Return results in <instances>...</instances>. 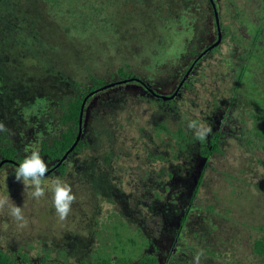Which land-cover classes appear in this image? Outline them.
Returning <instances> with one entry per match:
<instances>
[{
    "label": "rangeland",
    "instance_id": "rangeland-1",
    "mask_svg": "<svg viewBox=\"0 0 264 264\" xmlns=\"http://www.w3.org/2000/svg\"><path fill=\"white\" fill-rule=\"evenodd\" d=\"M15 1V12L24 8L37 26L20 22L25 32L16 34L19 41L10 31L0 35V122L8 129L0 137L25 158L33 149L40 151L41 141L58 128V115L48 116L44 107L64 97L66 102L63 93H96L82 115L86 150L65 159L62 176L56 171L46 176L64 180L76 196L65 221L55 213L47 184L45 197L36 200L15 181L13 165L0 170V193H9L27 221L20 229L9 210L0 209V250L10 256V264H61L58 256L64 254L70 264H136L138 259L151 262L157 253L159 264H194L198 253L200 264H263L253 247L264 235V153L249 113L264 112V24L254 53L240 59L226 41L201 55L217 38L213 9L205 0H81L68 18L58 12L61 0L52 4L55 14L43 2L38 7L36 0ZM216 1L221 38L228 26L235 37H250L240 42L249 48L264 0H234L230 10ZM249 19L253 24L238 25ZM197 55L189 86L179 89L173 104L151 95V90L173 95ZM72 78L73 85L61 80ZM131 79L142 83L121 82ZM220 95L235 107L220 128L221 152L207 162L192 205L197 215L172 245L166 235L181 217L172 212L189 181L186 171H193L189 176L195 183L202 161L190 150L186 159L177 139L159 125L171 130L181 124L184 130L195 118L211 127L208 142L217 129L211 119L223 122L225 110H215L222 109ZM185 111L192 113L187 121L173 122ZM188 130L191 147H198L195 131ZM242 138L252 141L250 150ZM5 144L0 141V147ZM45 163L49 170L55 161ZM172 165L176 168L158 174Z\"/></svg>",
    "mask_w": 264,
    "mask_h": 264
},
{
    "label": "trees",
    "instance_id": "trees-1",
    "mask_svg": "<svg viewBox=\"0 0 264 264\" xmlns=\"http://www.w3.org/2000/svg\"><path fill=\"white\" fill-rule=\"evenodd\" d=\"M3 1L4 0H0V35L3 34L5 36L10 31L11 33L13 32L16 40L19 41L16 34L18 33V36H19V33L22 34V32H25L24 26L20 25V22H25L26 25H30V26L31 25L37 26V24L33 18L27 17V15L24 13L25 12L24 8L22 9V11H23L25 16H21L22 11L21 12H15V9H16V1L15 0H13L14 2L12 1L11 4L9 6H7L6 8L2 6ZM36 1L38 2V4H37L38 7L39 6L42 7V5L40 3L43 2L47 6V8L50 9L49 14L50 13L51 14L56 13V11L55 12L53 11V7H52V4H54L55 0H36ZM61 1H63L62 3H63L64 7L57 8L58 12L64 18H68L69 15L71 14L70 9H75L76 7L73 8V5L74 6L78 5L81 0H61ZM204 3L210 9H213L215 4L218 5L216 0H213L214 4L213 3L210 4L209 0H205ZM223 3H224V6H226L228 10H230L229 5L233 8L235 7V1L234 0H228V2H227V0H223ZM22 4L23 5L25 4L24 0H22ZM56 4H58V3H56ZM233 8H232V11H235V10H233ZM30 9L32 11L35 9L34 12L37 10V8H33V9L30 8ZM215 9H216V7H215ZM38 12H39V8H38L37 13ZM216 12H217V10H216ZM238 12H240V11H238ZM238 15H240V14H238ZM235 22L237 24V21H235ZM59 23L65 25L66 22L61 18V20H59ZM246 24L251 25L253 23L250 22V19L248 21H239L238 22V25H244L245 27H246ZM261 24H264V13L262 14V17H261V15L259 16V26H252L255 29V31H254V35L252 36L253 41H251L249 48L245 45L240 46V42L241 41H248V40H250V37L243 39L241 34H239V36L235 37L233 35V33L229 32L227 30L228 26L223 27L224 32H226V34L221 38L219 45L222 44L223 41H226L224 43L228 42L230 49H233V53L235 52V54L238 55V58L243 59V57H245L244 59H248V58H250L251 54L254 53L255 46L258 45L260 34H261V31H260ZM221 27L222 26L220 25V28ZM245 32L247 33L246 29H245ZM19 38L22 40L24 39L23 36L19 37ZM236 38H238V39L236 40ZM1 40H2V38L0 37V43H2ZM191 55H193V53ZM235 61L237 63H239V59L238 60L233 59L232 63L234 64ZM194 65H195V62L193 61L191 68L189 67L190 70H189L188 76L182 82L181 86L179 88L178 87L176 88L175 91L177 93L183 85L185 87L189 86V82L186 84V80L188 79L191 71L193 70ZM188 69H187V71H188ZM4 71H6V68L4 69ZM239 73H241V71ZM237 78H239V76ZM182 79H181V81H182ZM61 80L63 81V84L67 83V84L73 85L72 84L73 78L71 80H63V79H61ZM130 81H136L140 84L142 83L140 80H130ZM95 82H99V81H95ZM69 90L72 91L71 89H69ZM98 91H99V89H98ZM151 91H149L151 93V95L160 98L158 95H154L152 93L154 91H152V92ZM95 93H96V91H95ZM79 94H81V93L80 92H76V93L73 92V93H69V94L63 93V95L66 96V102H65V97H64L61 101H55L54 103H52V105H48L49 107L46 106L47 108L44 107V105L41 103V105L44 107V110H46V114L48 116L58 115V117H59V119L57 121L58 128H55L54 135L51 137H48V139L41 141V149L39 151L41 157L44 158L45 161H55L54 165L57 163L56 161L61 159V157L65 154V152L71 147V145L74 143L75 138L77 136L80 105L82 103L83 98L86 96V95H82L80 97ZM176 94L173 96V98L176 96ZM69 95L72 97L70 100L67 97ZM72 95H74V96H72ZM224 95H226V94H224ZM89 97H91V96H89ZM173 98L167 99L165 101H167L168 104L171 105V104H173V100H172ZM59 99H61V98H59ZM160 99H162V98H160ZM162 100H164V99H162ZM219 100H222V103H221L222 109H219V107H217V108H215V110L216 111L221 110V114H222V111L225 110V112L223 114V119H222L223 122L220 125H218V124H216V121H217L216 119H213V120L211 119V121H213V122L212 123L209 122V123L213 124L214 125L213 127L216 126L217 129H215L213 131L212 137L210 138V140L208 142H205L204 139L200 140L197 137H195L196 139L199 140L198 147H195V146L191 147L193 140L190 138V135H189L190 131L188 130V127H184L185 129L183 130L182 125L180 124L179 126L175 127L174 129L171 128V130H169L166 127L167 126L166 124H164V125L160 124L159 125L160 129L162 130L161 132L167 133L170 131L169 134L173 135L177 139V143L180 144V147L178 149L180 152H182V155L184 154L186 159H190V156H189L190 153H188V151L190 150L191 152L195 153L196 158L198 156L199 159L202 161L201 170L195 179L196 182L193 184H192L193 180L190 179V176H192V178L194 177L193 173H192L193 171H189L190 169H187L186 173H187V178L189 181L187 182V184H183L184 187L181 190V195H183L181 203H179V205H177L176 208L174 209V211L172 212L174 214L177 213V214L181 215L180 220H179L181 225L188 222L191 217L197 215V213L193 209L192 205H194V199H195L196 194L198 192V189L202 183L203 174H204L205 169L207 168V162L210 161V159L213 157L214 154L221 152L220 142L223 141V135H222V133H220V128L224 127L223 123L225 125L228 124V122L231 119L229 113H230L231 109L235 108L233 106H230V105L228 106L226 104L227 101L229 102L227 96H226V99H224L223 95H220ZM218 104H220V103H218ZM198 106H199V104L195 103V111L198 110ZM211 109L212 108H209V111H211ZM213 112L214 111L210 112V115H213ZM188 114H192V113L189 111H185V112L181 113L178 118L174 119L173 122H177V120H180V119H182V122L187 121ZM249 116L253 119L252 120L253 125L251 127L253 135L257 140L260 141L259 147H260L261 151L264 153V112L257 110L255 112H250ZM220 119H221V117H220ZM193 120L197 121V119H195V118ZM173 122H171V123L173 124ZM50 125H52V124H50ZM82 132H81V136H80V139H79L76 147L74 148V150L71 153L68 154V156L66 157V160H68L72 156H76L78 153H82L86 150V147L88 146V144L84 140L85 134H83ZM0 141L2 143H4V142L6 143L4 146L0 147V153L2 155V159L0 161H2V160H13L15 163H17V165H19L23 161L24 157L18 152V150H15L11 146H9V142L7 143L3 137H0ZM242 141L245 143L247 150H250L249 148H251V146H252L251 145L252 141L249 139L246 140L244 138H242ZM186 150H188L187 153H186ZM72 159H73V157H72ZM82 159L84 160V158H82ZM74 160H71V163H73ZM94 160L99 163L98 168H101L100 167L101 165H100V162L98 161V159L94 158ZM64 161L56 168V170L60 176H62V174L64 173V168H65V162ZM7 165H13V164L4 163L0 167V170L4 166H7ZM13 166L17 167L15 165H13ZM173 168H176V166L172 165L167 169L159 170L158 174L162 175L163 172L167 173L168 171H171ZM80 169H82V168H80ZM166 179L170 180V181H175L174 178L166 177ZM166 183H169V181ZM188 184L192 185V188L190 186H188ZM185 190H187V193H188L186 196H185L186 193L184 192ZM253 249L255 252V256L258 257L259 261L264 264V235H261L258 240L254 241ZM9 257L10 256L5 254V252H2L0 250V264H10L11 260ZM150 263H152V264L156 263V260L152 259ZM186 263L193 264L190 261H186Z\"/></svg>",
    "mask_w": 264,
    "mask_h": 264
},
{
    "label": "clouds",
    "instance_id": "clouds-1",
    "mask_svg": "<svg viewBox=\"0 0 264 264\" xmlns=\"http://www.w3.org/2000/svg\"><path fill=\"white\" fill-rule=\"evenodd\" d=\"M187 127L195 131L198 139L203 140L211 133V127L199 124L192 120ZM8 131L5 125L0 122V132ZM48 165L41 157L39 149H33L29 155H26L23 161L15 167L13 174L16 182H21L24 186V194L33 199L39 200L50 193L52 206L60 221H65L71 211V206L76 200L72 187L59 177L47 179ZM7 180V175H6ZM7 208L8 215L16 222L17 227L22 229L26 226V218L23 209L17 206L9 196V193H0V209ZM201 253L194 257V264H200Z\"/></svg>",
    "mask_w": 264,
    "mask_h": 264
},
{
    "label": "water",
    "instance_id": "water-1",
    "mask_svg": "<svg viewBox=\"0 0 264 264\" xmlns=\"http://www.w3.org/2000/svg\"><path fill=\"white\" fill-rule=\"evenodd\" d=\"M211 1V0H210ZM213 12H214V19H215V25H216V30H217V38H216V40H215V42L214 43H212L210 46H208L202 53H201V55H203L205 52H207L208 50H212L214 47H216L219 43H220V41H221V33H220V27H219V21H218V15H217V12H216V9L213 7ZM201 55H199V57L201 56ZM191 68V67H190ZM190 68L188 69V71L185 73V75H184V77H183V79H182V81L180 82V84H179V86H178V88L181 86V84H182V82L186 79V77L188 76V73H189V70H190ZM131 80H136V79H131ZM127 81H130V80H124V81H121L122 83H124V82H127ZM120 82V83H121ZM112 85H114V83L113 84H111V85H106V86H104V87H102L101 89H104V88H106L107 86H112ZM95 93V91H93V92H90L88 95H86L84 98H83V100H82V103H81V105H80V110H79V118H78V133H77V136H76V138H75V141H74V143L71 145V147L65 152V154L61 157V159H59L58 161H57V163L52 167V169H50V170H48V173H50L53 169H56L65 159H66V157L68 156V154L69 153H71L73 150H74V148L76 147V145H77V143H78V141H79V139H80V136H81V127H82V115H83V110H84V106H85V103H86V100L88 99V97L89 96H92L93 94ZM154 95H157V94H155L154 92H152ZM177 92L175 91L174 93H173V95H171V96H169V97H166V96H160V95H158L160 98H162V99H164V100H167V99H171V98H173V96L176 94ZM4 163H10V164H13V165H15V166H18L17 165V163H15V162H13V161H11V160H2V161H0V167L4 164ZM47 173V174H48Z\"/></svg>",
    "mask_w": 264,
    "mask_h": 264
},
{
    "label": "flooded vegetation",
    "instance_id": "flooded-vegetation-1",
    "mask_svg": "<svg viewBox=\"0 0 264 264\" xmlns=\"http://www.w3.org/2000/svg\"><path fill=\"white\" fill-rule=\"evenodd\" d=\"M210 1V0H209ZM213 3V0H211L210 1V4H212ZM214 4V3H213ZM214 8H215V6H214ZM213 14H214V12H213ZM215 33H216V37H217V30H216V25H215ZM214 42V41H213ZM212 42V43H213ZM211 45V44H210ZM210 45H208V46H210ZM207 46V47H208ZM206 47V48H207ZM205 48V49H206ZM208 51H210V50H208ZM207 51V52H208ZM206 53V52H205ZM201 57V56H200ZM199 55H197L196 57H195V59H192V62L194 61L195 63L199 60ZM192 65V64H191ZM187 71V70H186ZM185 74V73H184ZM50 170V169H49ZM57 172V170L56 169H53L50 173H48V174H46V176H48V175H51V173L52 172ZM186 224V223H185ZM185 224H183V225H181L180 224V221L178 222V224L176 225V224H174V226H172L171 227V225H170V229H171V231L166 235V237H170V239L169 240H171V238H172V240H171V242H172V245H173V243H174V241L175 242H178L179 241V239L181 238V236H182V229H183V226L185 225ZM176 225V226H175ZM173 229V230H172ZM171 245V246H172ZM156 249H158L159 251L161 250V248H156ZM153 250V249H152ZM152 255H154L155 256V254H153L152 253ZM168 255H169V253H168ZM65 257H66V254H64V256H58V261H59V263H68V264H70L69 263V261L68 260H66L65 259ZM154 259L156 260V263H153V264H159V261H158V259H160V254L159 253H157V255L154 257ZM179 260H181L182 261V259H179ZM184 261V260H183ZM109 262H108V260L106 261H104V262H102V263H96V264H108ZM136 264H152V263H150V261H148V260H141V259H138V260H136Z\"/></svg>",
    "mask_w": 264,
    "mask_h": 264
}]
</instances>
